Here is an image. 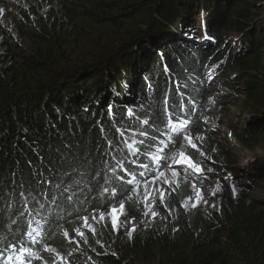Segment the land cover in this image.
I'll return each instance as SVG.
<instances>
[{
	"label": "trees",
	"instance_id": "16d2710c",
	"mask_svg": "<svg viewBox=\"0 0 264 264\" xmlns=\"http://www.w3.org/2000/svg\"><path fill=\"white\" fill-rule=\"evenodd\" d=\"M28 1L44 13L0 50V264H264V199L245 195L264 158L238 182L205 123L215 72H236L230 100L264 109V22L251 14L263 0ZM188 126L194 146L178 141ZM260 135L264 117L233 137L252 151ZM176 144L196 165L200 154L226 165L234 195L221 190L206 213L184 207L181 186L161 203L164 225L113 237L94 219L122 203L141 222L133 182L154 178Z\"/></svg>",
	"mask_w": 264,
	"mask_h": 264
},
{
	"label": "rangeland",
	"instance_id": "374dc122",
	"mask_svg": "<svg viewBox=\"0 0 264 264\" xmlns=\"http://www.w3.org/2000/svg\"><path fill=\"white\" fill-rule=\"evenodd\" d=\"M0 9H2L0 11V50L6 37L10 36L9 38L15 39L18 38V35H23L25 33V25L36 23L39 16L44 13V10L41 8L32 10L31 3L28 0H5ZM251 14L257 22H264V0L256 3L254 9L252 8ZM19 24L23 25V31L19 30ZM199 34L200 32L197 31L196 35ZM230 47L233 49L231 53L234 54V48L236 47L232 45ZM232 59L233 56H231L230 60ZM220 71L221 68L219 69V73ZM233 73L236 72L230 73L229 79L222 78L217 72L214 73L211 92L215 98L208 106L210 117L205 119V123L209 127V130L217 134L216 146L219 145L227 154V166H229L230 170L234 171L235 179L239 182V178H250L246 173L256 159L264 158V139H262L264 137L260 135L259 141L253 144L255 148L249 151L242 149L233 135L237 133L245 137L248 123L255 117H264V109L252 111L243 108V95L236 96V100H230L233 97L228 94L226 81L231 79ZM182 139H186L193 146L195 145L193 136L189 132V126L181 131L178 138L179 143ZM153 155L157 160L160 158L158 153ZM182 157L184 155L180 153L179 147L176 144L174 150L165 159V167L161 171H158L154 178L145 183L133 182L135 185V190H133L137 192L139 201L149 210L148 215L141 221L143 223L127 222L126 219H123V215H121L118 230H113L111 208L115 207L119 209L122 203L104 206L98 218L94 220L101 225L110 223L113 237L117 234L118 236L131 237L143 225L159 224V226H162L165 224V220L159 217L161 203L167 198L170 190L180 188L181 186L189 188L190 197L185 201V208H200L206 213L219 211V192L224 190L223 193L234 194L231 185L233 175L231 171H225L226 165L216 164L211 157L204 154H200L203 166L197 165V168L200 169V171H197L188 165L180 164L179 161ZM250 172L253 173L251 170ZM224 174L226 175L225 177ZM252 179V182L248 184L245 195L250 200L261 202L264 199V178ZM153 212L156 213L155 217L152 216ZM101 214H103V219H101ZM133 228L135 229L134 232L132 231ZM53 252L52 248H45L40 256V260L44 254H52ZM50 264H69V261L54 255Z\"/></svg>",
	"mask_w": 264,
	"mask_h": 264
},
{
	"label": "snow or ice",
	"instance_id": "6c2138e0",
	"mask_svg": "<svg viewBox=\"0 0 264 264\" xmlns=\"http://www.w3.org/2000/svg\"><path fill=\"white\" fill-rule=\"evenodd\" d=\"M0 11H2V9H0ZM111 109V106H110ZM180 164L182 165H188L192 168H195L197 171H200L199 168H197V165L193 162V160L190 157H182L181 160L179 161ZM175 175V173H173ZM67 187V186H66ZM69 191H71V189H68ZM71 197H69L70 199ZM124 212V205H121L119 209L113 207L111 208V224H112V228L113 230H118V225L120 223V217ZM145 215H147V212H145ZM152 216L155 217L156 213L153 212ZM101 219H103V214H101ZM87 220V218L85 217V221ZM93 232L95 231L94 229L92 230ZM132 231L134 232L135 229L133 228ZM80 235H83V233H80ZM23 264V262H22Z\"/></svg>",
	"mask_w": 264,
	"mask_h": 264
},
{
	"label": "clouds",
	"instance_id": "9594fccd",
	"mask_svg": "<svg viewBox=\"0 0 264 264\" xmlns=\"http://www.w3.org/2000/svg\"><path fill=\"white\" fill-rule=\"evenodd\" d=\"M230 40V39H229ZM232 46H234V47H237L238 46V39L237 38H235V40H233V42H232ZM232 48V47H231ZM219 67V66H218ZM234 195V194H233Z\"/></svg>",
	"mask_w": 264,
	"mask_h": 264
}]
</instances>
